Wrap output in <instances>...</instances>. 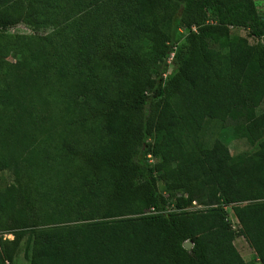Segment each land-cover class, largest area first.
<instances>
[{
	"label": "trees",
	"instance_id": "obj_1",
	"mask_svg": "<svg viewBox=\"0 0 264 264\" xmlns=\"http://www.w3.org/2000/svg\"><path fill=\"white\" fill-rule=\"evenodd\" d=\"M152 1L0 0V31L50 29L36 43L7 42L4 56L19 59L1 80L13 79L18 95L29 87L53 98L62 110L55 136L76 168L69 196L56 202L72 224H58L53 211L41 218L53 225L37 228L30 195L20 202L12 187L0 196L1 213L14 223L13 239H0V264L14 262L26 236L30 264H257L244 262L236 236L264 264V113H256L264 99V16L254 0H172L174 16L137 41L94 37L114 19L138 28ZM231 28L257 43L232 37ZM171 59L176 70L168 74ZM4 86L1 105L20 108ZM208 120L232 122L254 150L231 156L220 141L196 145ZM74 127L97 139L83 149L70 138ZM8 167L1 158L0 171ZM193 202L206 208L184 211Z\"/></svg>",
	"mask_w": 264,
	"mask_h": 264
},
{
	"label": "rangeland",
	"instance_id": "obj_2",
	"mask_svg": "<svg viewBox=\"0 0 264 264\" xmlns=\"http://www.w3.org/2000/svg\"><path fill=\"white\" fill-rule=\"evenodd\" d=\"M254 2L258 12L264 16V0H254ZM176 10L177 6L173 4L172 0H153L145 4L144 11L140 16L141 24L138 28L127 27L118 19H114L97 29L93 35L100 39L137 41L147 31L173 17ZM49 32L50 29L31 28L25 24L0 31V89H2L1 83L5 86L8 85L12 88L11 92L14 97L20 99V108L12 111L1 105L3 95L0 93V159L5 158L9 163L8 168L0 171V196L12 187L15 189L20 202L30 195L33 199L34 221L39 225L37 228H47L53 225L51 222L41 220L53 211H58L63 221L58 224L74 223L72 221L73 216L56 202H60L69 196L72 180L68 175L75 172L76 168H72L73 165L65 161L59 147V139L55 136V133H59L61 130L58 117L62 114V110L55 104L53 98L48 97L44 90L33 93L29 87L18 95L13 79L4 81L1 78L4 75L3 72L13 70V66L19 59L15 58L12 53L4 56L8 48L7 42L12 37L18 38V41H21V37H30L34 39L33 43H36L38 38L46 36ZM231 35L234 38H244L252 46L258 41L243 28H231ZM185 37L186 32L183 30L176 33V48L184 47ZM175 70L171 59L168 74H173ZM43 99H46V102ZM256 113L257 115L264 113V99L256 109ZM91 123L94 124L95 122L91 121ZM92 124L90 125L91 128H93ZM70 132L73 134L70 138L74 137L81 140L83 149H87L97 139L98 135L82 127H79L78 130L77 127L76 129L74 127ZM215 141H220L228 149L231 156L250 153L254 150V147L240 135L236 125L232 122L221 123L208 120L204 123L198 134L196 145L210 146ZM22 188L26 189L23 190ZM165 195L168 196L166 193ZM20 206L21 203H17L16 207L19 208ZM172 207H169V210H173ZM205 208L206 206L193 202L184 211L203 210ZM225 210H227V220L232 230L238 233L240 225L230 206L226 207ZM67 216L72 218L68 219ZM13 229V221L0 211V239L12 240L13 235L9 233V230ZM187 242L192 246L190 241ZM233 244L244 262L256 261L259 264L256 253L242 237L236 236ZM186 250L189 251V249ZM30 257L31 246L26 236L20 243L12 264H30Z\"/></svg>",
	"mask_w": 264,
	"mask_h": 264
},
{
	"label": "water",
	"instance_id": "obj_3",
	"mask_svg": "<svg viewBox=\"0 0 264 264\" xmlns=\"http://www.w3.org/2000/svg\"><path fill=\"white\" fill-rule=\"evenodd\" d=\"M183 247L185 249H189L190 250L192 246H191V244H189L188 242H186V243L183 244Z\"/></svg>",
	"mask_w": 264,
	"mask_h": 264
},
{
	"label": "built area",
	"instance_id": "obj_4",
	"mask_svg": "<svg viewBox=\"0 0 264 264\" xmlns=\"http://www.w3.org/2000/svg\"><path fill=\"white\" fill-rule=\"evenodd\" d=\"M150 157V156H149Z\"/></svg>",
	"mask_w": 264,
	"mask_h": 264
}]
</instances>
